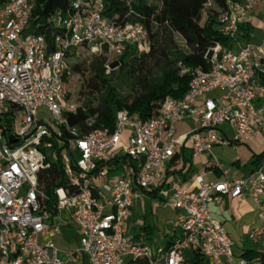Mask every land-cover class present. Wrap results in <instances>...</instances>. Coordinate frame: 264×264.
<instances>
[{"label":"built area","instance_id":"obj_1","mask_svg":"<svg viewBox=\"0 0 264 264\" xmlns=\"http://www.w3.org/2000/svg\"><path fill=\"white\" fill-rule=\"evenodd\" d=\"M120 1L126 9L109 8L106 0H70L49 17L50 39L26 33L34 0L0 2V264L260 263V257L249 262L234 255L233 237L210 204L249 196L261 225L247 236L264 245V159L246 175L230 176L213 154L215 146H233L264 132V103L256 102L264 96L257 81L264 73V26L257 36L252 14L264 0L203 5L205 15L216 8L219 29L234 44L212 42L206 66L178 61L179 73L189 75L188 88L181 98L166 96L154 116L132 118L121 109L112 129L95 126L96 114L70 124L67 114L80 104L71 100L67 78L79 49L104 54L110 73L127 44L136 43L139 51L150 47L145 25L133 19L139 16L134 5L159 9L163 0ZM247 23L243 37L240 25ZM174 35L186 47L183 37ZM40 107L50 114L48 123L38 117ZM184 122L191 127L177 132ZM223 124L232 129L230 137L220 130ZM184 149L194 159L207 156L195 176L197 189L173 179L163 188L167 164ZM58 153L65 184L54 186L51 196L46 182ZM208 169L221 177L206 180ZM151 193L180 210L171 239L158 246L124 232L133 199ZM68 225L77 243L62 258L52 234Z\"/></svg>","mask_w":264,"mask_h":264},{"label":"trees","instance_id":"obj_2","mask_svg":"<svg viewBox=\"0 0 264 264\" xmlns=\"http://www.w3.org/2000/svg\"><path fill=\"white\" fill-rule=\"evenodd\" d=\"M69 1L34 0L35 5L26 33H43L50 39L49 17L57 9L67 6ZM106 1L109 8L126 9L120 0ZM208 1L163 0L159 9L144 2L135 4L134 8L139 16H134L133 19L145 25L150 37V47L139 51L136 43L127 44L119 57L120 72L117 80L112 77L114 70L105 72V55L95 56L88 65L93 73L88 82L92 89L88 93L95 96L96 104H92V101L80 104L75 114H67L69 123L80 124L89 115L96 114L95 126L112 129L118 110L126 109L132 118L145 120L156 114L166 96L181 98L188 88L189 75L179 73L177 62L181 61L190 67L206 66L204 55L212 42L220 41L229 48L234 44L233 40L220 31L215 18L216 8L210 7L206 15L202 11L203 5ZM210 1L213 6L220 8L225 0ZM240 28L243 30V37H247L249 24H241ZM173 31L183 37L186 47L178 44ZM72 71L79 72L80 64H72ZM124 84L126 89L123 88ZM70 98L74 101L71 96ZM183 158L190 162V158L184 153ZM262 159L264 152L254 154L251 164L257 166ZM122 160L125 162L126 157L123 156ZM49 172L51 176L47 179L46 191L53 196L54 186L65 184L59 153ZM151 231V226L146 227L144 238L149 239L148 233ZM241 256L249 262L260 257V263L254 264H264V253L255 249H247Z\"/></svg>","mask_w":264,"mask_h":264},{"label":"rangeland","instance_id":"obj_3","mask_svg":"<svg viewBox=\"0 0 264 264\" xmlns=\"http://www.w3.org/2000/svg\"><path fill=\"white\" fill-rule=\"evenodd\" d=\"M178 44L182 45L180 41H178ZM102 55V53L93 52L83 47L79 49L78 54L72 59V64H80V71L71 72V75L67 78V88L72 99L78 104H84V102L88 101H92V104H96L95 96H91L88 93V90L92 89V87L88 85V82L93 77V73L88 65L95 56ZM119 72V68L114 70L112 77H116L117 80ZM123 86V88L126 89L125 84ZM37 114L44 122L48 123L50 121V114L44 107H40ZM252 149L256 151L258 147L254 145ZM216 153L218 156H221L220 162L224 167L229 166L231 160L238 154L237 150H232L230 148H223ZM122 162L123 161H121V163ZM114 173H116V171ZM179 211L180 210L175 209L167 199L161 198L160 196H151L148 194L144 195V197L133 199V204L130 208L131 213L124 224V232L129 237H137V239L143 237V239H146L144 238L146 227L151 226L152 231L148 233L149 239L146 240L152 245L158 246L169 238L168 233L170 224L176 219ZM250 221L256 222L257 226L261 225L260 221L255 220L253 215L236 221L226 220L224 222L225 229L231 233L234 239L233 253L235 256L240 255L245 248H254L256 251L264 248V245H258L252 242L244 232L242 224H248ZM52 239L61 251L60 256L62 258L65 257L64 252L74 247L76 240L74 234H64L62 232L52 234ZM66 260L68 261V259Z\"/></svg>","mask_w":264,"mask_h":264},{"label":"crops","instance_id":"obj_4","mask_svg":"<svg viewBox=\"0 0 264 264\" xmlns=\"http://www.w3.org/2000/svg\"><path fill=\"white\" fill-rule=\"evenodd\" d=\"M252 14H253L254 32L257 34V36H259L260 29L262 28V26H264V3H262L258 8H256L252 12ZM257 81L262 86H264V73H260L258 75ZM256 102L258 104L264 103V96H260ZM191 125L192 124L190 122L180 123L178 124L176 131L177 132L185 131L188 128H190ZM220 130H222V132H224V134H226L229 137L233 133L232 129L227 124H223L222 126H220ZM254 145L258 147L256 151L252 149V146ZM223 148H230L232 150H237L238 152L237 156L229 163V166H225V167L220 162L221 156H218L216 153L218 150L221 151ZM262 152H264V132H262L257 137L251 138L243 143H239L233 146H215L213 148V154L218 159V161L223 166V168H226L228 170V174L230 176H242L249 173L254 167H256L253 164H251L253 155L254 154L258 155ZM183 153L190 158V162L184 161ZM206 161H207V156L203 154L199 155L195 159L192 158L189 149H184L182 152L176 153L174 158L167 164L166 172H165V180L162 182V187L166 188L167 180L173 179L180 181L188 189L196 190L197 182L195 181V176L198 174L200 168L204 165ZM220 177H221V173L215 169H211V170L208 169L206 171V174L204 175V178L206 180H217ZM149 195L154 196V193H151ZM210 211L214 217H216L223 223V225L226 220L236 221L244 217H249V215H253L255 217V220H258L256 216L255 205L249 196H244L243 198H236V199H227L226 197H223L220 203L210 204ZM242 225L244 228V232L247 234V231L253 226H256L257 224L256 222L250 221V223L242 224ZM171 228H172V224H170V228H169V233H168L169 238L164 243L161 244H165L171 239L172 237ZM61 232L64 234H68V233L74 234L76 239L75 244L77 243V236L72 225H68L67 227L62 228ZM228 233L231 234L230 232ZM132 238H137V237H132ZM247 249L248 248L243 249L242 253ZM242 253L240 255H242ZM84 264H88V262L85 261Z\"/></svg>","mask_w":264,"mask_h":264},{"label":"water","instance_id":"obj_5","mask_svg":"<svg viewBox=\"0 0 264 264\" xmlns=\"http://www.w3.org/2000/svg\"><path fill=\"white\" fill-rule=\"evenodd\" d=\"M10 141H14V139L12 137H10Z\"/></svg>","mask_w":264,"mask_h":264}]
</instances>
